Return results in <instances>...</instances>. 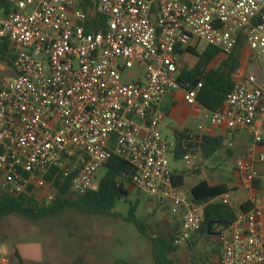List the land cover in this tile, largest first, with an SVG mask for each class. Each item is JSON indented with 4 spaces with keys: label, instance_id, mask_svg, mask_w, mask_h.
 <instances>
[{
    "label": "built area",
    "instance_id": "built-area-1",
    "mask_svg": "<svg viewBox=\"0 0 264 264\" xmlns=\"http://www.w3.org/2000/svg\"><path fill=\"white\" fill-rule=\"evenodd\" d=\"M91 1L88 13L82 0H0V46L14 72L0 89V193L49 203L56 180L84 192L119 157L132 167L130 186L172 213L183 210L174 241L181 245L200 230L203 206L172 182L163 100L183 86L185 102L195 104L202 82L179 83L176 48L196 38L226 56L245 45L263 58L264 0ZM134 67L141 77L126 81ZM261 117L264 87L255 73L233 78L212 112L229 139L242 130L252 138L236 160L248 186L255 163H264L253 147L262 142ZM218 243L219 264H264V202L239 212ZM0 264H9L1 244Z\"/></svg>",
    "mask_w": 264,
    "mask_h": 264
},
{
    "label": "trees",
    "instance_id": "trees-1",
    "mask_svg": "<svg viewBox=\"0 0 264 264\" xmlns=\"http://www.w3.org/2000/svg\"><path fill=\"white\" fill-rule=\"evenodd\" d=\"M81 7L84 11L91 13L92 1L82 0ZM94 20L95 28L97 25H101V17L95 16ZM6 49V45L0 46V61H7ZM237 50L238 47L232 54L226 56L213 46H206L201 53L190 46L176 48L178 56L186 52L198 58L189 69H180L178 81L181 85L188 83L191 86L202 82L197 102L211 112L221 109L227 94L233 88V74L239 67ZM221 57L223 58L216 67H209L211 63ZM197 141L198 139L194 136L177 134L173 149L174 158L184 156L192 145H198ZM221 145V139L210 136H203L200 142V148L205 157L215 152ZM103 170V177L84 192H72L66 180H56L53 185L55 197L49 203L40 202L32 195L23 194L15 197L0 193V220L12 214H19L29 220L40 221L56 216L68 208H74L83 214L119 218L121 216L114 211V208L120 199L126 198L130 193L128 187L131 183L132 167L126 160L112 157ZM172 182L175 186L177 185L174 177H172ZM226 192L225 187L210 186L204 181L191 189L193 201L203 206L204 217L200 230L186 241L191 248L197 244L198 238L201 237L214 235L218 240L221 231L228 229L236 220L237 214L233 211L235 209L226 202L217 200ZM138 204L139 202L136 200L134 204L130 205L128 216L123 217V220L133 224L143 237L151 241L155 264H178L173 258L180 251L181 246L174 243L176 235L171 233L151 236L145 223L136 216ZM240 210L241 212L247 211L245 206H241Z\"/></svg>",
    "mask_w": 264,
    "mask_h": 264
},
{
    "label": "rangeland",
    "instance_id": "rangeland-1",
    "mask_svg": "<svg viewBox=\"0 0 264 264\" xmlns=\"http://www.w3.org/2000/svg\"><path fill=\"white\" fill-rule=\"evenodd\" d=\"M189 43L199 53L205 48V44L196 38ZM197 59L193 54L183 53L179 56L180 69L192 66ZM218 61L210 66H215ZM13 75L9 61H0V87L6 78ZM140 77V72L134 67L125 80ZM228 164L230 166L232 161L229 160ZM169 166H175L171 156ZM103 175L102 169L97 174V181ZM186 187L187 183L178 192L184 193ZM128 190L129 195L120 199L114 208L121 216L119 218L83 214L74 208L40 221L29 220L19 214L3 218L0 220V244L9 264H155L151 241L123 217L128 216L130 205L137 200L136 216L145 223L148 233L151 236L171 234L174 231L168 221L170 215L163 214L169 208L148 199L132 186ZM211 247L205 238L193 248L184 242L173 258L178 264H211L207 262Z\"/></svg>",
    "mask_w": 264,
    "mask_h": 264
},
{
    "label": "crops",
    "instance_id": "crops-1",
    "mask_svg": "<svg viewBox=\"0 0 264 264\" xmlns=\"http://www.w3.org/2000/svg\"><path fill=\"white\" fill-rule=\"evenodd\" d=\"M237 51L239 67L233 74V78L246 77L255 73L259 76L260 84L264 87V57L258 59L245 45L238 46ZM222 58H217L218 63ZM218 63L209 67H216ZM183 68L189 69L190 66L181 69ZM163 104L166 117L161 124V133L165 140L170 144H175L177 134H188L198 139L196 142L198 145H192L184 156L175 159L174 154L171 155L175 166L173 168L169 166V170L177 182L175 186L177 191L187 183L184 193L180 192L191 197V189L203 181L210 186L225 187L227 192L218 197L217 200L229 204L235 209L233 211L236 214L241 212V206H245L248 211L254 206L255 201L264 202V163H255L256 176L251 186L244 183L236 169V160L244 156L248 146L252 144V138L249 134L242 130L237 132L232 139H229L225 125L212 124L211 111L205 109L198 102L195 104L185 102L183 86L165 96ZM258 123L263 136L262 142L253 146L256 154L264 153V117H261ZM203 136L222 140L221 147L207 157L203 156L200 148ZM229 160L232 161L230 166ZM182 213L183 210H179L177 213L167 210V213H163L170 215L168 221L172 223L171 227L176 236L181 230ZM203 238H205L207 245H212L207 262L219 264L221 250L216 236L201 237L198 238V242Z\"/></svg>",
    "mask_w": 264,
    "mask_h": 264
}]
</instances>
